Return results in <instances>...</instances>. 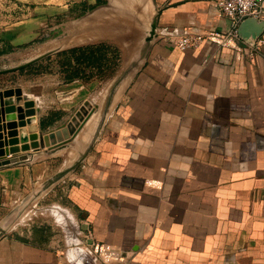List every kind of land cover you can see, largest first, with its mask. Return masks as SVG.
<instances>
[{
	"label": "crops",
	"instance_id": "obj_1",
	"mask_svg": "<svg viewBox=\"0 0 264 264\" xmlns=\"http://www.w3.org/2000/svg\"><path fill=\"white\" fill-rule=\"evenodd\" d=\"M59 1L51 10L72 13L60 25L65 42L55 35L50 55L27 58L40 45L23 41L39 29L26 23L43 19L38 5ZM31 3L34 19L0 28V109L8 111L0 143L6 116L31 121L13 129L19 141L80 108L99 111L69 148L2 157L27 159L0 167V264H264V33L254 48L228 36L214 0ZM155 13V39L143 52ZM196 35L204 37L196 50L173 45ZM87 47L119 56L124 70L107 78L112 60L90 65L78 52ZM64 61L81 77L69 78ZM130 65L90 150L61 175Z\"/></svg>",
	"mask_w": 264,
	"mask_h": 264
},
{
	"label": "water",
	"instance_id": "obj_2",
	"mask_svg": "<svg viewBox=\"0 0 264 264\" xmlns=\"http://www.w3.org/2000/svg\"><path fill=\"white\" fill-rule=\"evenodd\" d=\"M156 22H157V14L155 13L152 17V20L149 24V28L146 31L145 37L142 41V47L143 52H147L148 48L151 46L155 39V33H156ZM264 33V21L263 20H256L253 18H247L241 21L236 29L237 38L240 42L245 44L246 46L250 48H254L257 40L262 36ZM50 55L49 52L44 54L41 57H38L37 59H42ZM139 57V56H138ZM140 59V58H139ZM138 60H135V62H139ZM135 72V67L133 65H130L122 74L120 79L117 81V83L113 86V88L110 90V92L106 96V104L105 108L101 110L100 114L98 115L95 124L93 125L87 140L84 144L83 151L81 153V156L76 158L71 164L67 165L61 172V175H64L71 171L80 161L82 160L83 156L90 150L92 144L94 143L99 130L104 122V119L107 115V110L109 107V103L111 102L114 93L117 91L119 86L125 82V80H128L132 77V75ZM88 107V104H85ZM23 114L25 117H30L34 115L33 110V103L30 101L24 102L23 104ZM83 108H80L79 111H76L70 119L62 124L59 128L50 131L46 134H29L26 137H20L19 141L17 138V132L13 129H15L17 126L22 127L25 124H30L31 121L27 120L25 122L21 121L22 117H17L19 119V122H11L12 120H15V116H6V124L4 128L9 130V132L6 133V136L8 140L4 141V143H0V147H10L5 150H0V156H8L12 154H16L18 152H38L42 149H46L47 154H53L58 151H61L63 149L69 148L71 146L72 141L77 137V135L81 132L82 128L87 124L89 120L93 117L94 114L98 113L99 106L96 105L93 108H90L88 113L83 112ZM20 112V110L18 111ZM83 112L85 117L83 118ZM3 113H8V111H2L0 109V115ZM4 115V114H3ZM1 121V120H0ZM12 130V131H11ZM60 132L67 133L68 137H64L65 139H58V136ZM29 141V144H26ZM20 143V146L17 147L16 145ZM52 142V143H51ZM27 159V156L20 157L17 161L22 162ZM15 160H2L0 158V167L10 165L14 163Z\"/></svg>",
	"mask_w": 264,
	"mask_h": 264
},
{
	"label": "rangeland",
	"instance_id": "obj_3",
	"mask_svg": "<svg viewBox=\"0 0 264 264\" xmlns=\"http://www.w3.org/2000/svg\"><path fill=\"white\" fill-rule=\"evenodd\" d=\"M20 2L21 3L19 6V5L14 4L15 0H10V1L0 0V28L1 27L4 28V26H9V25L11 26L15 22L19 23L22 21H30V20L34 19L35 16L32 12L33 3H31V0H24V1H20ZM56 4H58V5H56ZM38 6H42L43 8L46 9V11H44L45 13H42L43 19L40 20L39 22H36L37 24H34L32 22H27L25 26L30 28V29H32L33 26H36L39 29H37L38 31H36V32H33L32 30L26 31V34H24L23 41L24 42H26V41L35 42L38 45H40L41 47L38 46V48L36 50L31 52L32 55L27 56V58L38 55L39 53L44 52V51L49 52L50 48H51L50 39L53 37L56 38L55 35L59 36V42H65L64 27H62L60 25L65 22L66 15L72 14L70 12L65 13V12L59 11V10L58 11L51 10V9L56 10V8H60L61 6H63V3L61 1H59L58 3L57 2L56 3H50L49 2L46 5L40 4ZM19 8H20L21 13H17L18 12L17 10ZM26 9H28V10H26ZM75 12H77V11H75ZM56 25H59V26L57 28H55L54 30L50 31V28L53 26H56ZM33 33H36V35H33ZM55 33H57V34H55ZM60 53H59L60 54L59 57L60 58L62 57L64 60H66V57L64 56L65 55L64 51H62ZM95 53H96V55H98L97 51H95ZM99 58H101V60H103V58H104L106 60L107 65L109 64V62H107V59L112 60V63L110 62V65L107 66V68L105 69V72H104V75H106L107 78H111L115 75H118L120 72H122L124 70V67L121 65V60H120L119 56L116 58H113V56L112 57L110 56V58H109L106 55L103 56L100 54ZM113 61H115V62L113 63ZM63 64L67 65L65 61L63 62ZM65 70L66 71L70 70V72L68 74L70 76V78H73L75 76L81 77V74L79 71L80 69L75 70L76 71L75 72V71L71 70L69 65H67V66H65ZM67 135H68L67 133L60 132L58 139H65L66 137H68ZM7 148H10V147L9 146L8 147L3 146V147H0V150H5ZM12 155H14V154H12ZM2 157L3 156H0V158H2ZM2 160H6V159H2ZM15 162H17V160H15Z\"/></svg>",
	"mask_w": 264,
	"mask_h": 264
},
{
	"label": "built area",
	"instance_id": "obj_4",
	"mask_svg": "<svg viewBox=\"0 0 264 264\" xmlns=\"http://www.w3.org/2000/svg\"><path fill=\"white\" fill-rule=\"evenodd\" d=\"M214 2L221 17L230 23L228 36L236 40H238L236 29L241 21L247 18L264 21V0H214ZM203 41L204 37L200 35L181 36L173 45L182 52L198 49Z\"/></svg>",
	"mask_w": 264,
	"mask_h": 264
},
{
	"label": "trees",
	"instance_id": "obj_5",
	"mask_svg": "<svg viewBox=\"0 0 264 264\" xmlns=\"http://www.w3.org/2000/svg\"><path fill=\"white\" fill-rule=\"evenodd\" d=\"M95 50H99L98 48L97 49H93V47H87L86 49H82V48H79L78 52L80 54V58H84V53L87 54V56H85V59L86 61L91 65H96V64H100L101 62V58H99V56L96 55V53L94 52ZM74 53L75 51H71L69 54H70V57H74ZM64 54L66 55V52H64ZM64 55V56H65ZM79 62H81L79 59H77ZM70 78V77H69Z\"/></svg>",
	"mask_w": 264,
	"mask_h": 264
}]
</instances>
